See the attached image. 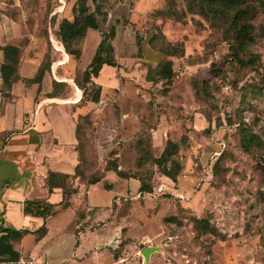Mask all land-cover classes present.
I'll list each match as a JSON object with an SVG mask.
<instances>
[{
  "label": "rangeland",
  "instance_id": "1",
  "mask_svg": "<svg viewBox=\"0 0 264 264\" xmlns=\"http://www.w3.org/2000/svg\"><path fill=\"white\" fill-rule=\"evenodd\" d=\"M62 1L0 0V12L15 22L19 55L51 64L57 76L54 61L66 57L57 23L69 16L74 0ZM172 1L176 11L184 8V0ZM98 4L105 19L97 15V29L88 28L77 43L79 64L89 60L102 31L121 85L101 87L99 101L79 114L77 172L86 180L115 167L138 176L145 191L136 206L122 200L132 230L131 239L115 247L116 258L109 252L87 254L77 264H264L263 15L258 10L251 20L246 53L256 56L254 62L242 66L231 59L220 31L195 12L185 11L180 20L179 14L156 13L166 9L167 0ZM173 47L182 53L169 56L172 76L165 81L155 63L162 49ZM63 69L69 82L68 77L84 80L77 59L69 56ZM159 126L162 131H155ZM240 126L259 138L248 150L239 143ZM167 137L178 142L174 157L181 169L174 181L148 157L159 154ZM193 217L206 218L212 233L198 234ZM98 227L77 233L76 255L82 246L88 249ZM146 245L156 249L144 261L140 251Z\"/></svg>",
  "mask_w": 264,
  "mask_h": 264
},
{
  "label": "crops",
  "instance_id": "2",
  "mask_svg": "<svg viewBox=\"0 0 264 264\" xmlns=\"http://www.w3.org/2000/svg\"><path fill=\"white\" fill-rule=\"evenodd\" d=\"M15 29L14 20L0 12V66L2 46L14 43ZM87 32L88 28L85 36ZM63 56L54 61L59 77L50 64L39 81H30L39 62L23 55L18 56L17 77L8 86L6 81L2 84L0 73V236L7 230H24L0 237L3 259L27 252L42 254L48 264H77L87 254L108 252L107 248L119 241L123 227L131 237L132 226H128L122 200L128 198L130 205L136 206L139 179L120 176L111 169L90 183L74 175L79 162L76 122L90 101L78 102L81 92L72 78L68 77L70 82L66 79L63 67L69 56L65 52ZM79 58L78 66L83 68L88 61L80 65ZM115 75L116 65L105 63L92 80L108 89L121 85ZM52 89L55 94H49ZM155 131L161 132L162 127ZM50 173L69 175L68 184L75 190L67 195L66 205H62V187L53 183ZM37 199L50 203L52 211L42 216L23 210L25 200ZM96 225L101 227L91 231L88 249L82 246L81 256L76 255L77 233ZM40 227H44L42 232Z\"/></svg>",
  "mask_w": 264,
  "mask_h": 264
},
{
  "label": "trees",
  "instance_id": "3",
  "mask_svg": "<svg viewBox=\"0 0 264 264\" xmlns=\"http://www.w3.org/2000/svg\"><path fill=\"white\" fill-rule=\"evenodd\" d=\"M93 7L90 8L86 0H74L71 5L69 16L61 17L57 23L56 35L58 42H60L63 50L72 59H78L81 53V47L77 44L80 39H83L87 28L97 29V15L100 20L105 19V12L101 10L98 4V0H90ZM172 0H167L166 9H156V13L164 14L166 16H173L179 14L175 19L180 20L183 18L185 11L195 12L199 14L208 24L209 27L219 30L222 39L227 41V49L230 57L237 64L245 66L254 62V57L250 53H246L247 44L252 40L253 23L252 18L259 10L264 17V0H184V8L176 11L172 8ZM168 7V9H167ZM170 8V9H169ZM264 28V22L261 24ZM105 35L101 31L98 42L96 43L92 55L88 62L80 70L83 81L75 84L82 87L78 102L82 99L91 102H98L100 99L101 85L92 80L93 76H96L99 68L102 64H112L111 53L112 47L105 42ZM169 42L166 46L170 47ZM3 60L0 66L1 81L8 86L12 79L17 77L16 65L18 61L19 51L15 44H5L2 46ZM164 55L155 63L157 66V74L160 79L168 81L172 76L171 59L170 55H180L182 48L173 47L172 50L162 49ZM49 70V64L41 65L38 63V67L34 75L29 78L30 81H39L44 71ZM147 77V72H146ZM54 81V80H53ZM88 83V84H85ZM87 85V86H86ZM56 91L52 89L49 94H55ZM238 138L241 147L244 150H248L251 146L258 143V136L252 133L250 130L244 127H238ZM77 141L79 143V132L76 126ZM77 143L79 162L75 167L74 175H78L79 180L83 183H90L96 181L101 175L97 177H90L86 180L81 179L80 174L77 172V168L80 163V148ZM178 151V142L171 138H166L164 144L157 156L148 155L150 161L154 163L157 170L167 176L171 180H175L178 172L181 169V163L174 155ZM106 169L113 170L120 176H134L128 175L120 170H116L115 167H106ZM50 178L62 187L63 200L62 205L67 203V195L74 191L68 184L69 175L62 173H50ZM264 176V168H263ZM139 179L138 197L141 192H144L142 182L138 176H134ZM48 177L47 182L51 183V179ZM23 210L29 213L40 214L45 216L52 211L51 204L44 200H25L23 204ZM193 224L197 227L198 234L212 233L211 226L208 220L204 217H193ZM44 227H40L38 231L42 232ZM125 227L122 228L119 241L114 247H108L107 250L111 254L112 258H116L115 247H119L121 244H125L130 240V237L124 233ZM24 230H7L5 235L0 237H6L13 234H21ZM13 233V234H11Z\"/></svg>",
  "mask_w": 264,
  "mask_h": 264
},
{
  "label": "built area",
  "instance_id": "4",
  "mask_svg": "<svg viewBox=\"0 0 264 264\" xmlns=\"http://www.w3.org/2000/svg\"><path fill=\"white\" fill-rule=\"evenodd\" d=\"M63 4L62 0H58ZM0 264H45L44 259H42L38 254L28 253L26 255H21L15 259H3L0 258Z\"/></svg>",
  "mask_w": 264,
  "mask_h": 264
},
{
  "label": "water",
  "instance_id": "5",
  "mask_svg": "<svg viewBox=\"0 0 264 264\" xmlns=\"http://www.w3.org/2000/svg\"><path fill=\"white\" fill-rule=\"evenodd\" d=\"M156 249V246H152V245H146L144 246L142 249H141V255L143 256L144 258V261H146L148 259V256H149V253L152 251V250H155Z\"/></svg>",
  "mask_w": 264,
  "mask_h": 264
},
{
  "label": "bare ground",
  "instance_id": "6",
  "mask_svg": "<svg viewBox=\"0 0 264 264\" xmlns=\"http://www.w3.org/2000/svg\"><path fill=\"white\" fill-rule=\"evenodd\" d=\"M63 55H64V53H63Z\"/></svg>",
  "mask_w": 264,
  "mask_h": 264
}]
</instances>
